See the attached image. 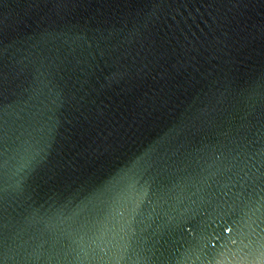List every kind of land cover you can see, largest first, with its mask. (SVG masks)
<instances>
[{
    "label": "water",
    "instance_id": "95a60500",
    "mask_svg": "<svg viewBox=\"0 0 264 264\" xmlns=\"http://www.w3.org/2000/svg\"><path fill=\"white\" fill-rule=\"evenodd\" d=\"M0 264H264V0H0Z\"/></svg>",
    "mask_w": 264,
    "mask_h": 264
}]
</instances>
